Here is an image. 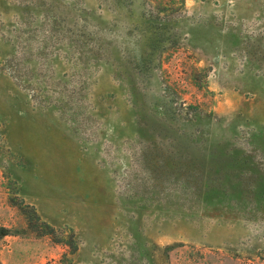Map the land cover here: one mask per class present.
<instances>
[{"label":"rangeland","instance_id":"374dc122","mask_svg":"<svg viewBox=\"0 0 264 264\" xmlns=\"http://www.w3.org/2000/svg\"><path fill=\"white\" fill-rule=\"evenodd\" d=\"M0 264H264V0H0Z\"/></svg>","mask_w":264,"mask_h":264},{"label":"trees","instance_id":"16d2710c","mask_svg":"<svg viewBox=\"0 0 264 264\" xmlns=\"http://www.w3.org/2000/svg\"><path fill=\"white\" fill-rule=\"evenodd\" d=\"M5 235H7V234H5Z\"/></svg>","mask_w":264,"mask_h":264}]
</instances>
